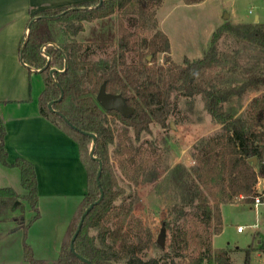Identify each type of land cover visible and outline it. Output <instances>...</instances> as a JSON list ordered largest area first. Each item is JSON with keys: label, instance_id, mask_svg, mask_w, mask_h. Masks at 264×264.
Instances as JSON below:
<instances>
[{"label": "trees", "instance_id": "trees-1", "mask_svg": "<svg viewBox=\"0 0 264 264\" xmlns=\"http://www.w3.org/2000/svg\"><path fill=\"white\" fill-rule=\"evenodd\" d=\"M182 1L195 5L204 0ZM163 2L94 0L42 10L30 18L27 35L21 42V61L29 70L43 69L39 113L77 144L86 171V192L66 228L58 258L52 262L35 259L26 244V232L31 222L39 218L36 172L27 160L7 162L5 128L0 117V163L19 170L25 192L20 195L13 188L0 185V222L14 209L23 210V202L35 212L27 225L23 216L15 218L23 231V257L27 263L85 264L79 260L81 257L90 264H159V260L162 264H234L227 249L212 248L211 239L222 232L221 205L252 202L257 178L263 173L264 70L261 73L253 70L248 78L230 88L216 87L214 82L220 78L222 63L216 42L224 33H230L264 51V26L226 23L212 34L201 59H184V65L173 66L169 40L159 30L156 18ZM114 15L117 53L109 60H92L96 50L113 43V33L103 35L95 31L90 43L79 42L76 37L84 32L85 24H100ZM56 27L61 28L60 36L64 39L61 43L57 42ZM147 27L152 33L136 40L135 29ZM128 54L132 57L131 64L127 63ZM159 54L165 55L169 67L145 66L148 56H152L154 63ZM51 69L57 70L53 79L49 76ZM102 85L107 93L125 98L133 112L125 117L115 111H104L96 101ZM60 88L63 97L59 100ZM249 90H258L260 94L249 101L243 114L235 116L234 112L223 110L222 103L231 97H242ZM175 92H182L187 98L202 96L205 111L213 123L222 126V131L195 147L187 183L179 187L171 222L163 226L169 239L162 258L143 260L141 256L150 248L153 235L147 225L131 215V206L115 205L123 191L118 186L109 148L114 146L113 156L118 159L125 179L135 185L143 179L154 180L157 176L154 172L152 177L144 178L149 160L141 146H133L132 137L138 141L142 134H149L153 122L166 127ZM51 102L53 112L48 109ZM112 124L120 125L119 130L115 131ZM88 134L96 137L94 156L102 162L98 181V164L89 157L92 140ZM101 195L100 203L83 220L73 243L74 254L70 242L80 218ZM91 230L97 232V237L90 235ZM249 255L250 250H245L244 264H249Z\"/></svg>", "mask_w": 264, "mask_h": 264}, {"label": "rangeland", "instance_id": "rangeland-1", "mask_svg": "<svg viewBox=\"0 0 264 264\" xmlns=\"http://www.w3.org/2000/svg\"><path fill=\"white\" fill-rule=\"evenodd\" d=\"M226 14L232 15L230 19L232 22L254 23V17L257 16L263 23L264 0H204L193 6L184 5L182 0H164L156 11V18L158 28L161 21V28L169 32L173 41L175 62L171 59V65H184V59L179 57L178 50L181 51V45L187 42L190 55L193 57L203 56V52H206L209 47L212 34L221 24H226L225 22L228 21ZM84 27V32L76 37L79 42H92L95 31L103 33V35L112 32L114 37L110 46L96 50L92 55V60H109L114 53H117L116 15L100 24L88 23ZM60 29V27L55 28L58 43L64 40L60 36ZM150 29L148 27L144 30L142 28L135 29V39L148 37L152 33ZM211 32L213 33L211 34ZM216 49L222 62L220 69L226 67L231 71L234 68L237 73L236 77H233L234 72L230 80L240 78L242 68H247L248 64L251 67L253 65L257 67L264 63V55L259 54L258 49L230 33H224L217 40ZM257 57L261 59H257ZM131 58V55L128 54V64H131ZM151 60V55L146 58V67L162 66L165 69L170 66L165 64V55L163 54L157 55L154 63H151ZM220 69L219 72H222ZM216 80L220 81L219 77ZM171 101V113L166 121V127L162 128L153 122L150 124L149 134H142L138 141L132 137L133 146H141L149 160L148 171L144 178H150L155 173L157 176L154 180L147 182L143 179L138 185H135L125 179L121 174L118 159L113 156L114 146L109 148L118 186L123 191L115 205L131 206V215L147 225L153 235L150 248L141 256L143 260L162 258V251L168 245L169 239V232L167 229L164 230L163 226L167 222H171L172 208L176 203L179 187L187 183V173L189 168L194 165L195 147L201 140L219 133L213 129L212 120L209 123L205 116V101L202 96L187 98L182 92H175ZM233 101L235 100L233 99ZM112 127L116 131L119 130L120 125L115 127L112 124ZM131 135L133 136L132 132ZM22 193L24 194L23 189ZM61 207L62 204L43 203L41 205L38 199L39 218L31 222L26 232V244L29 245L35 259L52 262L58 258L59 246H61L58 244V237L62 239L64 236L66 222V213ZM34 215L35 212L29 208L27 203L23 202V210L14 209L4 220H9L18 226L20 237L18 235L7 237L5 232L0 234V264H29L23 257V231L15 218L23 216L24 224L27 225ZM224 221V233L213 239V245L216 248L240 249L239 255L234 258L239 264H243L245 250L252 248L249 264H264V250L259 249L261 242H264V205L257 208L241 207L240 205L225 206ZM238 226L244 227L243 233L240 234L236 231ZM161 232L164 233L163 248L157 243ZM90 235L97 237V232L91 230ZM96 243L99 244L98 238H96ZM112 264H123V262H112ZM159 264H162L161 260H159Z\"/></svg>", "mask_w": 264, "mask_h": 264}, {"label": "crops", "instance_id": "crops-1", "mask_svg": "<svg viewBox=\"0 0 264 264\" xmlns=\"http://www.w3.org/2000/svg\"><path fill=\"white\" fill-rule=\"evenodd\" d=\"M91 1L94 0H0V117L5 128L4 142L7 162L13 164L16 159L21 158L34 166L39 202L41 205L43 203L48 205L62 204L61 209L66 213L65 231L86 192V171L81 162L77 144L40 115L38 97L44 88L43 78L41 73L29 70L25 64L23 65L19 55L21 42L27 35L28 22L34 14L42 10L68 7ZM231 18V14H226L228 21L225 23L235 26H264V22H260L257 16L254 17V23L232 22ZM159 24V30L169 40L170 57L174 61L175 49L171 36L168 31L161 28V21ZM188 46V42L181 45L182 50H178L180 52L179 57L189 60L201 59L202 56L193 57L190 55ZM256 49H258L259 54L264 55V51L259 48ZM257 59L261 58L257 57ZM225 68L220 69L222 70L220 81L214 82L218 88H230L248 78L254 71L261 73L264 70V63H261L260 66L257 65V67L254 65L251 67L248 64L247 68H242L241 79L236 78L235 80H230L234 72L233 77L237 75L234 68L231 71L229 68ZM259 94L260 91L258 90H249L242 97H231L232 99L222 103L223 110L234 112L235 116H240L244 113L249 101ZM235 105L237 106L234 107ZM205 116L210 123L211 117L207 112H205ZM213 129L220 133L222 126L214 123ZM0 185L3 188L11 187L18 194H23L20 173L17 168L5 167L0 163ZM233 205L255 207L252 202L221 205L223 228L219 235L212 237V248L219 249L213 245V239L222 236L225 230L224 207ZM244 230L238 233L241 234ZM4 232L7 237H16L17 235L20 237L18 226L9 220L0 222V234ZM58 238V244L61 245L63 237L62 239ZM225 249L229 251L230 261L239 264L234 258L239 255L241 250L237 248L231 250L227 247ZM259 249L264 250V242H261ZM249 250L251 252L252 248Z\"/></svg>", "mask_w": 264, "mask_h": 264}, {"label": "water", "instance_id": "water-1", "mask_svg": "<svg viewBox=\"0 0 264 264\" xmlns=\"http://www.w3.org/2000/svg\"><path fill=\"white\" fill-rule=\"evenodd\" d=\"M102 0H100V3H101ZM20 60H21V50H20ZM21 63L23 64V62L21 61ZM24 65V64H23ZM65 67H66V64H65ZM35 72L37 73H42L43 69L42 70H34ZM57 72V70L55 69H51L49 71V76L50 78L53 79V76L54 74ZM60 92H61V95H60V98L59 100L63 97V92L60 88ZM96 101L97 103L99 104V106L104 110V111H115V112H118L119 114H121L122 116H129L132 112H133V109L131 107H129L127 105V102H126V99L123 98L121 95L119 94H116V95H113V94H109L106 92V87L105 85H102L98 91V94L96 95ZM52 104L53 102L49 103L48 104V109L50 111H52ZM53 112V111H52ZM61 118H63V116L59 113H57ZM89 138H91L92 140V143H91V148H90V151H89V157L90 159L94 160L95 162H97L98 164V172H97V175H96V180L98 181L99 180V177H100V173H101V170H102V162L100 160H98L97 158H95L94 156V150H95V144H96V137L92 134H88ZM253 163H255V159H252L251 160ZM102 195L100 196L99 200L97 202H95V204H92L90 205L84 212V214L82 215V217L80 218V221H79V224L77 226V230L75 232V234L73 235L72 239H71V242H70V250L71 252H73L75 254V251H74V247H73V243H74V240L75 238L77 237L80 229H81V226H82V223H83V220L85 218V216L89 213V211L94 207V205H97L100 203V201L102 200ZM164 237V233L161 232L158 240H157V243L158 245L163 248V242H162V239ZM79 260L85 264H90L89 261L81 258V257H78Z\"/></svg>", "mask_w": 264, "mask_h": 264}, {"label": "built area", "instance_id": "built-area-1", "mask_svg": "<svg viewBox=\"0 0 264 264\" xmlns=\"http://www.w3.org/2000/svg\"><path fill=\"white\" fill-rule=\"evenodd\" d=\"M43 50V49H42ZM263 173L257 178V183L254 189V195L252 197L253 206L257 207L260 205H264V163H263ZM243 227H237V232H242Z\"/></svg>", "mask_w": 264, "mask_h": 264}]
</instances>
